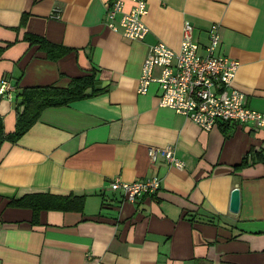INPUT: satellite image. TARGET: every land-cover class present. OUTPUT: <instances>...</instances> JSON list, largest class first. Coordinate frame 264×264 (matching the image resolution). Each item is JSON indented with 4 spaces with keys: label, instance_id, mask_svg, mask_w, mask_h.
<instances>
[{
    "label": "crops",
    "instance_id": "crops-1",
    "mask_svg": "<svg viewBox=\"0 0 264 264\" xmlns=\"http://www.w3.org/2000/svg\"><path fill=\"white\" fill-rule=\"evenodd\" d=\"M110 1L0 0V82L15 87L10 101L0 97L5 134L15 130L24 89L67 87L86 72L107 82L92 97L44 109L17 141L0 143V264H264V129L203 131L159 107L157 84L137 93L150 45L178 51L189 22L204 46L217 24L218 52L239 64L233 86L264 113V0H148L142 41L107 27ZM24 14L25 26L12 30ZM25 33L75 51L49 61ZM166 146L183 170L151 162L149 149ZM155 176L160 189L135 203L108 188ZM235 188L237 214L229 211ZM32 193L84 196L83 210L44 211L34 222L30 210L8 206Z\"/></svg>",
    "mask_w": 264,
    "mask_h": 264
},
{
    "label": "built area",
    "instance_id": "built-area-1",
    "mask_svg": "<svg viewBox=\"0 0 264 264\" xmlns=\"http://www.w3.org/2000/svg\"><path fill=\"white\" fill-rule=\"evenodd\" d=\"M131 2L128 12H123L124 2ZM148 0H112L106 10V25L112 31L121 29L126 39L142 41L148 34L144 23ZM122 12L119 24L113 23L116 13ZM60 10L55 8L52 17L58 19ZM207 43L200 46L193 40V27L184 22L180 48L173 51L163 42L149 46L138 79L137 93L145 95L151 84L158 85V105L190 120L203 131H210L216 124L232 126L253 124L264 129V113L250 109L242 92L233 86L239 64L218 52L219 26L212 24ZM15 91L8 79L0 82V97L11 100ZM152 163L162 159L177 170L184 163L177 158L171 146L150 148ZM161 187L159 177L137 180L131 183L115 179L109 183L112 192H121L125 201L135 203L145 196H153Z\"/></svg>",
    "mask_w": 264,
    "mask_h": 264
},
{
    "label": "trees",
    "instance_id": "trees-1",
    "mask_svg": "<svg viewBox=\"0 0 264 264\" xmlns=\"http://www.w3.org/2000/svg\"><path fill=\"white\" fill-rule=\"evenodd\" d=\"M25 21L26 16L24 14L21 17L18 28H13L12 30L23 28ZM23 41L30 45H36L38 50L44 54L45 58L53 62L75 51L63 45L51 43L44 37L32 33H25L23 35ZM9 45L7 43V46ZM2 50L3 48H0V53ZM95 82L94 72H86L79 77L70 78L67 87H59L52 84L24 89L21 92L22 111L16 112L14 132L5 134L3 124L0 120V143L4 139L12 142L17 141L37 121L44 109L66 106L74 101L83 100L100 93L102 89H96ZM103 90L106 91V89ZM84 200V196H75L73 194L58 196L49 193H32L17 199H12L8 206L16 209L30 210L33 213V221L35 222L39 214L44 211L81 213ZM195 264L204 263L196 261Z\"/></svg>",
    "mask_w": 264,
    "mask_h": 264
},
{
    "label": "water",
    "instance_id": "water-1",
    "mask_svg": "<svg viewBox=\"0 0 264 264\" xmlns=\"http://www.w3.org/2000/svg\"><path fill=\"white\" fill-rule=\"evenodd\" d=\"M107 85V82L97 81L95 82L96 89H102ZM240 209V191L239 189L235 188L232 190L230 195V204H229V211L233 214H237Z\"/></svg>",
    "mask_w": 264,
    "mask_h": 264
}]
</instances>
